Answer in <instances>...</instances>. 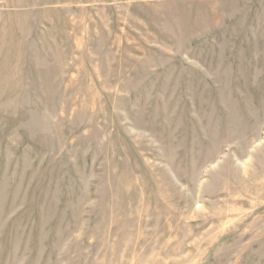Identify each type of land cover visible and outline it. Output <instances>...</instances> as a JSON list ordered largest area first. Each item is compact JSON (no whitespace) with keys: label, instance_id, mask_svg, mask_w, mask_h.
Returning <instances> with one entry per match:
<instances>
[{"label":"rangeland","instance_id":"374dc122","mask_svg":"<svg viewBox=\"0 0 264 264\" xmlns=\"http://www.w3.org/2000/svg\"><path fill=\"white\" fill-rule=\"evenodd\" d=\"M0 264H264V0H0Z\"/></svg>","mask_w":264,"mask_h":264}]
</instances>
